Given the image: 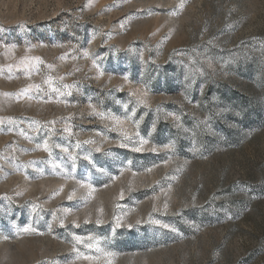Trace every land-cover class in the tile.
Segmentation results:
<instances>
[{"label": "rangeland", "instance_id": "1", "mask_svg": "<svg viewBox=\"0 0 264 264\" xmlns=\"http://www.w3.org/2000/svg\"><path fill=\"white\" fill-rule=\"evenodd\" d=\"M0 264H264V0H0Z\"/></svg>", "mask_w": 264, "mask_h": 264}, {"label": "snow or ice", "instance_id": "2", "mask_svg": "<svg viewBox=\"0 0 264 264\" xmlns=\"http://www.w3.org/2000/svg\"><path fill=\"white\" fill-rule=\"evenodd\" d=\"M137 150H139V149H137ZM98 223H99V221H98Z\"/></svg>", "mask_w": 264, "mask_h": 264}]
</instances>
